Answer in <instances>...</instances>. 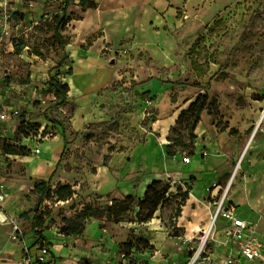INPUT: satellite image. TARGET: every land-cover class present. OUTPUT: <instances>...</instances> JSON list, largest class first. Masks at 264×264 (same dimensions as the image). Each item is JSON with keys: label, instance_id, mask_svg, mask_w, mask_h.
Masks as SVG:
<instances>
[{"label": "rangeland", "instance_id": "rangeland-1", "mask_svg": "<svg viewBox=\"0 0 264 264\" xmlns=\"http://www.w3.org/2000/svg\"><path fill=\"white\" fill-rule=\"evenodd\" d=\"M63 1L0 0V109L19 111L0 123V180L10 187L0 204V264H38L48 242L45 263L185 264L200 250L231 172L191 177L183 163L191 156V130L177 120L207 93L195 153L210 145L223 157L232 142L248 139L264 107V0H95L96 9L73 0L65 49L54 36ZM135 6L139 12L126 16ZM192 57L204 76L194 72ZM52 75L70 87L65 105L49 92ZM21 123L31 125L30 136L18 134ZM25 139L30 155L4 153L6 143ZM260 139L242 160L231 194L239 197L234 192L247 182L256 207L241 205L240 212L257 210L264 233ZM39 180H50L53 190L70 184L75 194L66 201L45 198V223L32 231ZM154 180L170 185L169 200L139 222L138 202ZM185 192L189 198L176 217ZM128 195L135 203L122 222L90 218L81 235L62 233L65 220L86 206L105 207ZM141 237L148 248L140 250ZM215 237L204 252L214 259L197 264L221 263V237ZM128 241L139 245L131 255L123 247Z\"/></svg>", "mask_w": 264, "mask_h": 264}, {"label": "trees", "instance_id": "trees-1", "mask_svg": "<svg viewBox=\"0 0 264 264\" xmlns=\"http://www.w3.org/2000/svg\"><path fill=\"white\" fill-rule=\"evenodd\" d=\"M73 3V0H65L59 5V9L61 10V15L57 14L55 19V28H54V36L58 40L60 46L65 49L66 46L70 43V40L63 35V31L70 25L73 20L72 14L69 13V6ZM80 6L83 9L93 8L96 9L98 4L95 0H81ZM193 70L197 76H204L206 71L203 70L202 65L198 63V59L195 57L191 58ZM63 64V63H61ZM70 91V87L68 83L61 81L57 76H50V89L49 92L53 93L58 100H60V105H65L68 103V94ZM209 100V95L207 93L200 94L187 109L183 110L177 120V125H181L184 128H188L191 130L190 136V147H192L190 154L194 156L197 136L195 135V129L198 124L201 122V114L205 110L207 103ZM28 127H24L23 123L18 127V134L24 135L25 137L30 136V133L27 131ZM3 151L6 154L10 155H21L27 156L31 154V149L27 146L22 145V143H6L3 147ZM167 153L169 156H174L175 152L171 150V145L168 146ZM106 165H108L106 163ZM55 173H52L54 175ZM170 185L164 183L162 180H154L147 188L146 193L143 199L139 200L138 207L139 210L137 212L136 218L139 222H147L151 220L156 211L164 205L168 200V193L170 191ZM34 192L38 195L37 202L35 207L32 209L33 216V226L32 231H35L36 228L42 227L45 223L44 212L41 210V206L44 202V199L49 196H54L59 201H66L73 197L75 194L74 188L70 184H58L55 190L52 189L50 180H39L34 186ZM189 195L187 192L182 196V201L179 204V208L176 217L181 215V206L185 205ZM135 203V199L133 196L128 195L124 199H115L112 204L107 205L105 207H94V206H86L82 211L78 212L76 215L69 217L65 220V224L62 228V233L68 236H79L85 230V225L88 219L96 218L103 219L107 221H112L115 223H120L125 219L126 214L132 210ZM38 235L39 233L36 231ZM44 242L46 241L45 237ZM139 242L144 243V247L142 249L148 248V241L144 238H139ZM48 245L50 243L48 242ZM48 245H44L42 243L41 249L46 248L47 251H50ZM138 244L135 241H128L124 243L123 247L125 252L128 255L132 254V250L134 248L138 249ZM52 254V253H51ZM38 264H52V263H44L38 260Z\"/></svg>", "mask_w": 264, "mask_h": 264}, {"label": "built area", "instance_id": "built-area-1", "mask_svg": "<svg viewBox=\"0 0 264 264\" xmlns=\"http://www.w3.org/2000/svg\"><path fill=\"white\" fill-rule=\"evenodd\" d=\"M262 110L263 112L260 113L259 118L256 120L250 135V143L258 137H261L264 142V107ZM18 113L19 111L15 107H2L0 109V123L11 120ZM26 140H24L22 145L29 147L28 140ZM35 151L39 153L41 149L38 148ZM247 152L248 146L243 150L236 167L231 172L222 195L215 200L211 222L204 233L200 250L185 264H197L201 261L213 260L214 258L209 253L204 252H206L207 243L216 240V234L221 237V251L223 252L220 258L222 259L221 263L218 264H264V234L260 232L259 224L241 217L238 206L229 200V191L232 190L235 181L239 177L242 160ZM183 161L190 163L191 157L186 156ZM8 195L7 183L0 180V204L6 201ZM220 220L226 224L221 228L218 227ZM46 253V248L40 249L38 260L44 263L47 262Z\"/></svg>", "mask_w": 264, "mask_h": 264}, {"label": "crops", "instance_id": "crops-1", "mask_svg": "<svg viewBox=\"0 0 264 264\" xmlns=\"http://www.w3.org/2000/svg\"><path fill=\"white\" fill-rule=\"evenodd\" d=\"M140 6H141V10H143V7H142L143 5H140ZM137 7L138 6H135V7H132L131 9H128L126 11L127 12L126 16H129V17L132 16L133 17L137 13V11L139 12V10H140ZM250 135H249L248 139H246L245 143L243 141L238 143V144L232 142L233 149H228L226 154H224L223 157H221V155L216 154L214 152H210V149H211L210 145H209V151L208 152L199 153L200 149L198 148L196 150V154L191 157L190 163H184V161H183V163L185 164V170H189V169L192 170L191 171L192 173H190L191 177H194V176H208V175H211L212 173H215L217 171H218V173L220 175L223 174L226 171L232 172L233 169H234L233 168L234 167V163L238 161L237 159H238V157L240 155V152H243V150L245 149L246 146H248V150H249V147L252 145L251 144L252 142L250 143ZM257 139H260V138L258 137ZM260 142L264 143L262 138L260 139ZM208 144H210V143L208 142ZM207 153H209V154L207 155ZM242 173H243V171L240 174L242 175ZM220 175H218V176H220ZM7 185H8V191H9L10 190L9 184L7 183ZM216 194H218V192ZM247 198L248 199L246 201H241V202L238 199L233 200V199H231V197H229V200L232 201L233 203H235L238 206L239 213H240L241 217H243L244 219H246V220H248L250 222H257L258 224H260L259 223L260 219H259V217L257 218V216H258L257 212L258 211L255 208L254 209L256 211H253L251 209L252 213L254 212L256 214L255 216L246 215L244 212H240V208L239 207L241 205L242 206L249 205V206L256 207L255 206V200H254L253 196H250L249 193H248ZM237 200H238V202H236ZM212 213H213V211H212ZM256 218H257V220H255ZM210 222H211V218H210ZM218 224H219L218 225L219 228H221L222 226L226 225L224 221H221V223L219 222ZM209 225H210V223H209ZM262 234H264V233H262Z\"/></svg>", "mask_w": 264, "mask_h": 264}, {"label": "bare ground", "instance_id": "bare-ground-1", "mask_svg": "<svg viewBox=\"0 0 264 264\" xmlns=\"http://www.w3.org/2000/svg\"><path fill=\"white\" fill-rule=\"evenodd\" d=\"M135 21H137V19ZM134 23H136V22H134ZM108 31L111 32V30H108ZM77 64H79V67H80L81 64L79 62ZM79 75H81V70L78 68V72L76 73V76H79ZM81 81H85V80L83 79ZM198 132H199V134L201 133L200 126H199V129H198ZM231 193H232V190L229 191V194H230L231 199H233V200L238 199L240 202L241 201H246L248 199L247 198V196H248V186H247V182L245 180L243 182H241L240 183V190L234 192V193H238L239 194V197H236L234 194H231ZM115 197H118V196H115Z\"/></svg>", "mask_w": 264, "mask_h": 264}]
</instances>
